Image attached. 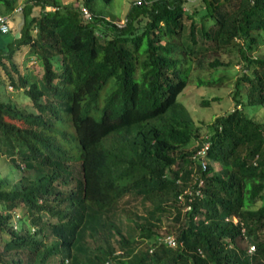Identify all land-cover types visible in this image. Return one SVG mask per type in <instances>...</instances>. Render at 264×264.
<instances>
[{
	"label": "trees",
	"instance_id": "1",
	"mask_svg": "<svg viewBox=\"0 0 264 264\" xmlns=\"http://www.w3.org/2000/svg\"><path fill=\"white\" fill-rule=\"evenodd\" d=\"M19 1L0 0L21 18L0 32V86L32 109L0 96V264H264V123L245 111L264 109V57L249 56L264 0L132 2L123 27L100 10L113 0ZM231 48L252 70L247 98L202 138L204 170L178 98ZM24 50L38 79L19 70Z\"/></svg>",
	"mask_w": 264,
	"mask_h": 264
},
{
	"label": "rangeland",
	"instance_id": "2",
	"mask_svg": "<svg viewBox=\"0 0 264 264\" xmlns=\"http://www.w3.org/2000/svg\"><path fill=\"white\" fill-rule=\"evenodd\" d=\"M30 0H20L16 6V10H19L26 2ZM51 2V0H48ZM61 5L76 4L82 5V0H57ZM195 2L196 0H191ZM133 0H113L111 6L101 7V11L104 13H110L112 16L109 19H113L118 24L122 23L126 18L125 16L129 12L132 6ZM53 9L51 7L47 8ZM40 7L34 9V14L37 15ZM92 15V13L90 12ZM0 15H6L11 19L12 35L18 33L19 15L5 14V9L0 5ZM28 50H24L19 58V70L25 75L32 76L36 79L41 77L42 65L35 56H30ZM264 57V43L261 44L254 53H249V56ZM242 57L236 48L229 49V52L224 55L221 60L224 63H229V67H221L218 70H213L208 64L203 67H196L194 72L190 74L191 81L185 91L179 96V102L183 103L186 110L191 114L193 119L194 129H200L199 140H195L188 150L198 149L203 151L206 146L209 145V141L204 142L202 145V138L208 139L210 137V125L214 120L227 114L236 108L239 102H246V95L248 89L244 83L239 84V80L244 73L250 75L252 70L245 69L242 62ZM215 78L223 79V83L220 87H212L202 85L201 81H212ZM0 96L3 100H10L15 102L20 108H27L29 111L32 109L30 101L26 98L24 91H16L12 87L5 88L4 85L0 86ZM209 102V105H205L204 102ZM243 109L244 107L241 106ZM246 113L258 121L264 123V109L263 108H246ZM0 167H2V161L0 160ZM123 208H127V204L122 203ZM137 207V205L131 206V208ZM124 213L120 212L119 221L123 223V229L125 228ZM162 233L172 231L175 224L171 218L166 217L164 219ZM172 235V234H170Z\"/></svg>",
	"mask_w": 264,
	"mask_h": 264
},
{
	"label": "built area",
	"instance_id": "3",
	"mask_svg": "<svg viewBox=\"0 0 264 264\" xmlns=\"http://www.w3.org/2000/svg\"><path fill=\"white\" fill-rule=\"evenodd\" d=\"M142 3H143V0H133L134 5H141ZM20 10H21V8L17 11H20ZM83 13L87 19L91 18V14L88 10L83 9ZM126 22H127V20L125 19L122 23H120V24L117 23V25L120 27H123V26H125ZM11 31H12L11 19L6 15H0V32L3 34H7V33H10ZM208 147H209V145L206 146L203 151H200V154H199V156L201 157L200 162L202 163V167L204 170L206 169V163L204 160V156H205V151L208 150ZM180 199L183 200V197H181ZM160 242L166 244L169 247H176L177 246V241L173 235H167L164 238H161ZM254 250H255L254 247H250L249 252L252 253ZM107 264H109V263H107Z\"/></svg>",
	"mask_w": 264,
	"mask_h": 264
}]
</instances>
